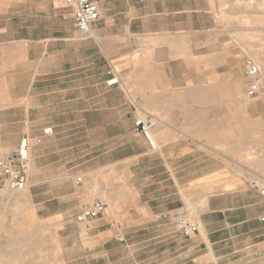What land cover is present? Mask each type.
<instances>
[{
  "label": "crops",
  "instance_id": "obj_1",
  "mask_svg": "<svg viewBox=\"0 0 264 264\" xmlns=\"http://www.w3.org/2000/svg\"><path fill=\"white\" fill-rule=\"evenodd\" d=\"M97 3L85 36L61 0H0V153L30 140L26 191H0V264H49L51 234L77 224L92 264H264V96L246 98L236 42L264 40V0ZM134 108L162 119L154 147ZM94 199L104 212L79 223Z\"/></svg>",
  "mask_w": 264,
  "mask_h": 264
},
{
  "label": "built area",
  "instance_id": "obj_2",
  "mask_svg": "<svg viewBox=\"0 0 264 264\" xmlns=\"http://www.w3.org/2000/svg\"><path fill=\"white\" fill-rule=\"evenodd\" d=\"M61 1L63 4L74 8V24L77 30L85 36H90L91 24L100 17V8L97 0ZM108 73L111 76L107 80V84L117 85L119 83L118 76L114 75L111 70ZM243 80L246 86L245 96L248 100H256L264 96V76L257 64L251 61L248 62L243 73ZM134 110L136 113L133 121L135 130L144 136L149 144L154 147L152 130L162 119L136 108ZM26 126L27 123L23 122V127ZM51 134V127L42 129V136H49ZM29 151L30 140L26 134H23L12 154L3 155L0 153V174L3 177L0 190L18 191L27 187ZM260 194L264 197V186L260 188ZM104 210V203L94 199L80 208V211L76 215V220L79 223H86L90 219L99 217ZM174 215L177 231L182 236L189 237L197 231V225L192 217L189 216L186 209L179 208L175 210Z\"/></svg>",
  "mask_w": 264,
  "mask_h": 264
},
{
  "label": "rangeland",
  "instance_id": "obj_3",
  "mask_svg": "<svg viewBox=\"0 0 264 264\" xmlns=\"http://www.w3.org/2000/svg\"><path fill=\"white\" fill-rule=\"evenodd\" d=\"M249 22L244 21L243 22V30L249 29ZM251 41L252 42H258V45L261 46L263 39H257V40H250L248 37H242L238 40H236L237 43H239L242 47V66L246 68L248 62H254L257 64L264 76V62H262V59H264V56L256 53L254 50H251ZM240 84L243 85V82L240 81ZM245 84V83H244ZM246 87V86H245ZM246 89V88H245ZM238 106V105H237ZM245 105L242 104L241 109L236 108L233 104H227V111H240L241 116H245ZM226 122V134L227 136H232L234 133V123H236L237 126H242L243 128H248L250 123L248 119L246 118H240V119H233V118H227L225 120ZM261 154V152H258ZM257 152H249L245 154V160H254L258 158ZM29 167V164H28ZM1 192H7L10 190H0ZM26 188L18 191H12L17 194H21L22 192H25ZM172 217L175 219V215L173 214ZM78 228L72 227L71 231L67 230L63 235L64 238L56 235L51 234L50 236V248H49V256L51 259V262L49 264H62L61 262L63 260H66L65 264H92L89 257L91 255H95L98 253L99 250L92 247V242H90L87 239L88 231L86 229V226L84 224H77ZM37 252H35L36 254ZM124 252L122 249H119L118 251H115V254H123ZM55 259V260H54Z\"/></svg>",
  "mask_w": 264,
  "mask_h": 264
}]
</instances>
